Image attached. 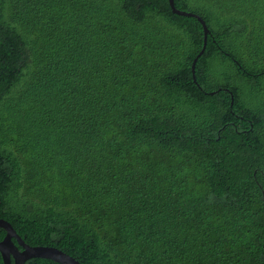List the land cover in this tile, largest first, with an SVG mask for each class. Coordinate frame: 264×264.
<instances>
[{"label": "trees", "instance_id": "16d2710c", "mask_svg": "<svg viewBox=\"0 0 264 264\" xmlns=\"http://www.w3.org/2000/svg\"><path fill=\"white\" fill-rule=\"evenodd\" d=\"M174 1L211 32L196 81L204 30L169 0H0V220L26 244L264 264V0Z\"/></svg>", "mask_w": 264, "mask_h": 264}, {"label": "water", "instance_id": "95a60500", "mask_svg": "<svg viewBox=\"0 0 264 264\" xmlns=\"http://www.w3.org/2000/svg\"><path fill=\"white\" fill-rule=\"evenodd\" d=\"M170 6L172 8L173 13L178 14L180 16H187L196 18L203 27L204 30V46L201 50L200 54L193 62L192 71L193 77L196 81L195 76V66L198 59L205 52L208 36L210 35V30L207 26L205 20L199 15L188 13L185 11L178 10L175 5L174 0H169ZM0 229H3L6 232V236L2 241H0V254L3 259L4 264H26L27 261L31 259H46L58 264H81L74 257L69 254L55 248V247H46V246H36L32 247L25 243L23 238L16 232L14 227L5 220H0ZM20 248L22 250H20Z\"/></svg>", "mask_w": 264, "mask_h": 264}, {"label": "flooded vegetation", "instance_id": "af4514ba", "mask_svg": "<svg viewBox=\"0 0 264 264\" xmlns=\"http://www.w3.org/2000/svg\"><path fill=\"white\" fill-rule=\"evenodd\" d=\"M20 250H22V249L20 248Z\"/></svg>", "mask_w": 264, "mask_h": 264}]
</instances>
